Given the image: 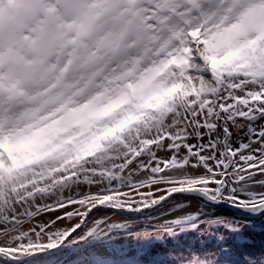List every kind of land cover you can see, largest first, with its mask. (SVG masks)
Segmentation results:
<instances>
[{
  "label": "snow or ice",
  "instance_id": "snow-or-ice-1",
  "mask_svg": "<svg viewBox=\"0 0 264 264\" xmlns=\"http://www.w3.org/2000/svg\"><path fill=\"white\" fill-rule=\"evenodd\" d=\"M142 9L138 54L0 106V264H264V0Z\"/></svg>",
  "mask_w": 264,
  "mask_h": 264
},
{
  "label": "rangeland",
  "instance_id": "rangeland-1",
  "mask_svg": "<svg viewBox=\"0 0 264 264\" xmlns=\"http://www.w3.org/2000/svg\"><path fill=\"white\" fill-rule=\"evenodd\" d=\"M16 3L0 0V106L15 109L24 99L21 90H35L50 78L81 73L87 79L128 52L139 53L143 0Z\"/></svg>",
  "mask_w": 264,
  "mask_h": 264
},
{
  "label": "trees",
  "instance_id": "trees-1",
  "mask_svg": "<svg viewBox=\"0 0 264 264\" xmlns=\"http://www.w3.org/2000/svg\"><path fill=\"white\" fill-rule=\"evenodd\" d=\"M27 1H29V0H19V3H18V7L20 6H26L25 4H26V2ZM18 7H16V8H18ZM18 11L20 12V8L18 9ZM4 24L5 23H3L2 22V24H0V27H1V25L2 26H4ZM73 61H72V64H75V59H72ZM3 63V59H2V57H0V65Z\"/></svg>",
  "mask_w": 264,
  "mask_h": 264
}]
</instances>
